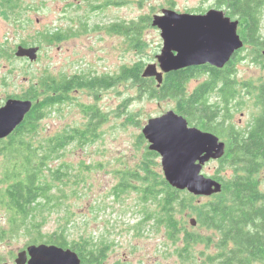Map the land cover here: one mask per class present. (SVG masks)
Returning a JSON list of instances; mask_svg holds the SVG:
<instances>
[{
    "label": "rangeland",
    "instance_id": "rangeland-1",
    "mask_svg": "<svg viewBox=\"0 0 264 264\" xmlns=\"http://www.w3.org/2000/svg\"><path fill=\"white\" fill-rule=\"evenodd\" d=\"M212 8V0H16L13 12L0 15V106L9 98L21 99L49 77H114L122 68L135 65H142L143 71L148 64L157 63L156 56L162 49L160 31L152 26L155 15L163 9L190 13ZM262 29L264 32V19ZM19 46L38 47L37 60L16 57ZM255 54L251 47L240 53L241 60L236 64L239 83H264V58ZM206 79L204 75L193 77L188 92ZM237 103L230 120L239 129H246L259 108L244 94ZM89 106H96L107 117L100 137L82 150L71 145L64 151L59 163L67 164L70 179L54 191L55 207L47 204L38 210L41 232L31 225L13 236L21 237L0 242V264H15L18 252L31 245L30 239L41 235V241H45L61 233L68 241L84 239L94 246H107L108 255L102 264L204 263V257L212 251L202 245L179 256L184 248L183 233L177 244L169 239L165 226L157 223L156 201L145 202L138 189H130L119 198L114 196L119 183L116 172L132 171L144 160L148 143L140 139L142 128L150 119L174 111L175 101L139 96L131 82L99 92L97 99L90 92L79 91L71 102L56 106L42 122V135L83 128L88 118L81 110ZM129 116L136 120L134 125L127 123ZM155 161L162 173L160 157ZM218 166L217 161H210L202 174L212 178ZM260 178H264V169ZM184 192L198 198L199 203L209 198ZM148 215L151 221L144 220ZM191 219L197 221L188 214L177 216L189 233L209 234L197 224L192 226ZM8 221V214L0 208V229L6 230Z\"/></svg>",
    "mask_w": 264,
    "mask_h": 264
},
{
    "label": "trees",
    "instance_id": "trees-1",
    "mask_svg": "<svg viewBox=\"0 0 264 264\" xmlns=\"http://www.w3.org/2000/svg\"><path fill=\"white\" fill-rule=\"evenodd\" d=\"M15 1L0 0V15L13 12ZM227 13L239 23L244 47L222 69L205 65L171 72L165 74L160 87L153 78H142V65L124 67L114 77H49L19 99L32 101V107L14 132L0 140V208L9 216L8 228L0 229V242L21 237L13 236L31 225L40 231L43 223L38 220V210L47 204L55 207L54 191L70 179L67 164L59 163L61 156L71 145L82 150L95 142L107 117L96 106L83 107L87 124L54 136L42 135V122L56 106L71 102L79 91L90 92L97 99L99 92L131 82L139 96L174 100V111L190 126L213 133L225 143V154L217 160L219 169L212 177L222 184V190L202 203L196 202L198 198L168 185L155 161L158 154L147 150L134 170L116 172L119 183L114 196L119 198L130 189H138L145 202L156 201L157 223L165 226L169 239L177 244L183 233L181 258L190 248L202 245L212 251L202 264H264V178H260L264 169V83H239L236 77L240 53L247 47L256 52V57L262 56L264 0H228ZM201 75L207 79L188 92V83ZM243 94L253 98L259 114L246 129H239L230 118ZM215 95L216 101H212ZM127 123L134 125L136 120L129 116ZM140 139L145 141L142 135ZM184 214L195 217L200 229L209 234L186 231L177 220ZM151 219V215L144 218ZM22 235L26 237L24 232ZM41 237L30 239L29 244L70 249L80 257L81 264H102L108 255L107 246H94L84 239L68 241L63 233L48 236L45 241Z\"/></svg>",
    "mask_w": 264,
    "mask_h": 264
},
{
    "label": "water",
    "instance_id": "water-1",
    "mask_svg": "<svg viewBox=\"0 0 264 264\" xmlns=\"http://www.w3.org/2000/svg\"><path fill=\"white\" fill-rule=\"evenodd\" d=\"M238 21L223 11L209 10L203 15L177 13L163 9L152 18V26L160 31L162 49L157 63L148 64L142 78H153L157 87L165 74L209 65L222 69L239 52L244 43L238 34ZM38 47L19 46L18 58L34 62ZM264 58V50L262 51ZM32 101L9 98L0 106V140L6 139L24 121ZM148 150L160 157L161 170L168 185L196 197H211L222 190V184L202 174L203 167L225 154V143L213 133L190 126L175 111L150 119L142 128ZM190 224L195 226L196 220ZM15 264H81L74 251L54 245L32 244L18 252Z\"/></svg>",
    "mask_w": 264,
    "mask_h": 264
},
{
    "label": "flooded vegetation",
    "instance_id": "flooded-vegetation-1",
    "mask_svg": "<svg viewBox=\"0 0 264 264\" xmlns=\"http://www.w3.org/2000/svg\"><path fill=\"white\" fill-rule=\"evenodd\" d=\"M212 6H214V8H212V10L223 11L224 14L226 15L224 9H226V10L228 9V0H212ZM205 13H206V11L202 9L201 11L190 12V13H186V14L203 15ZM226 16L229 17L228 15H226ZM229 18H231L232 20H235L232 17H229ZM22 59L28 60L26 58H22Z\"/></svg>",
    "mask_w": 264,
    "mask_h": 264
}]
</instances>
